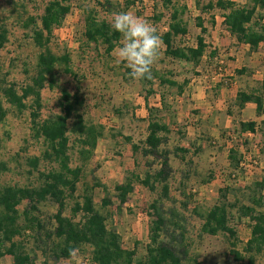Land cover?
<instances>
[{"label":"rangeland","instance_id":"1","mask_svg":"<svg viewBox=\"0 0 264 264\" xmlns=\"http://www.w3.org/2000/svg\"><path fill=\"white\" fill-rule=\"evenodd\" d=\"M126 1L70 0V13L62 26L53 30L49 43L54 54H69V65L74 76L63 72L62 66H56L53 87L46 86L41 90L40 118L59 112L60 90L65 88L81 98L78 109L85 121L104 128L93 154L82 164L83 172L75 197L88 184L92 187L93 201L98 208L104 197L110 198L111 205L102 208L105 213L112 212L107 223L121 236L124 248H135V260L148 255L150 204L156 200L166 216H169L168 210L171 208L177 211L178 217L174 220H180L188 248L186 264H193L194 257L201 264H247L246 259L236 261L229 253L223 233L210 235L203 232V219L193 210L199 207V211L205 212L225 186L231 187L232 191L228 194L230 199L235 193L241 198L240 192L248 185L254 181H264V134L260 129L256 136L239 133L241 117L234 103L238 90L249 92L260 85L264 72V41L258 53L253 54L255 62L252 63L242 42H238L222 25V10L217 6L211 10L201 8L209 1L214 3L216 0H173L177 6H186L181 15L186 34L174 38V45H195L196 36L200 33L196 26L197 16L203 18L208 30L205 34L208 47L198 64L166 56L161 44L159 57L151 71L182 84L183 91L178 93L175 86L160 84L157 76H152L151 83L145 79H132L128 75L130 70L116 60L115 49L121 39L109 56L104 53L102 45L84 41L86 9H92L97 19L110 23L113 14L129 12L148 20L159 35L167 30L171 10L163 7L162 0H129L131 3L125 7ZM233 1L249 5V0ZM46 2L13 0L16 9L12 10L13 4L0 0V23L3 22L8 30V40L0 49V77L17 86L30 82L42 51L33 43V26L24 28L22 22L27 17H34L37 25H40ZM157 13H163V16L154 20ZM211 14L215 18L213 25L210 23ZM237 56L239 60H236ZM241 68L246 71L237 74L236 70ZM26 102L30 104L29 100ZM2 103L7 114L0 124V160L7 163L8 170L0 172V185H36V173L27 172L26 158L40 155L43 145L30 135V109L18 112L4 99ZM149 106L161 108L160 115L170 129L168 140L162 145L169 151L170 164L166 198L161 195L160 183L155 184L153 191L142 184L145 171H156L160 166L151 155L142 152ZM132 143L139 147L136 152L131 148ZM181 147L188 149V152H180L178 149ZM77 149L76 145L69 151L72 167L80 165ZM231 149L240 161L237 169L228 158ZM47 167V163L41 160L39 169ZM130 173L139 176V181L134 180L126 201L120 205L114 186L124 182ZM73 202L74 198L67 199L66 215H70ZM26 206L27 201H22L17 208L22 211ZM55 211L56 206L46 203L40 208V217L46 218ZM231 223L235 224L239 241L245 242L250 234L248 222L234 218ZM169 230H174V227L170 226ZM181 231L175 228L176 235L179 236ZM25 244L35 263H43L44 255L34 248L31 237H25ZM241 247L242 244H238L237 249L241 251ZM90 257L91 248L84 245L74 251L70 258H62L51 264H92ZM1 262L11 263L13 256L7 254L1 258ZM263 263L264 258L258 255L255 264Z\"/></svg>","mask_w":264,"mask_h":264},{"label":"trees","instance_id":"2","mask_svg":"<svg viewBox=\"0 0 264 264\" xmlns=\"http://www.w3.org/2000/svg\"><path fill=\"white\" fill-rule=\"evenodd\" d=\"M8 1L10 5H14L12 10H15L16 5L13 0ZM130 3L127 0L125 7ZM197 4L199 5V2ZM162 5L171 10L168 28L160 34L164 54L173 59L198 64L208 47L205 39L208 30L204 26L203 18L196 17V26L200 29V33L196 36L195 45L176 46L173 44L174 38L186 34V27L181 19L186 6H177L173 0H162ZM213 6L222 10V25L226 30L235 36L238 42L247 44L250 51H256L259 44L264 41V0H249V5H241L233 0H216L214 3L209 1L201 8L211 10ZM70 10V0H47L43 14L40 16V25H37L34 17H27L22 22V27L33 26V43L42 49L37 58L36 71L30 77L29 83L20 86L0 77V124L3 123L7 114L2 99L18 112L29 108L30 135L34 140L41 141L43 145L40 155L26 158V164L29 167L27 172L36 173V185H0V264H4L1 258L7 254L13 256V262L5 264H36L34 256H31L25 244V237L28 236L32 238L34 248L44 255L45 259L41 264H51L62 258H70L74 251L84 245L91 248L90 262L92 264H186L188 248L184 242L180 220H174L178 217L174 208L169 209V216H166V212L161 209L156 200L150 204L152 211L148 255L135 260V248H124L121 236L107 223L112 212L105 213L102 208L111 205L110 198L104 197L101 207L98 208L93 201L92 187L88 184H85L81 194L75 197L77 183L83 172L82 164L93 154L104 128L102 125L85 121L78 109L81 98L77 93L72 94L65 88L60 90L59 112L44 119L40 118L41 90L46 86L53 87L56 66H62L63 72L74 76L69 65V54L56 55L49 48L53 30L62 26ZM162 16L163 13H157L154 15V20H159ZM210 19L213 25L215 22L213 14ZM110 25L111 23L105 19H97L92 9H86L84 41L102 45L104 53L108 56L121 39L120 34L114 32ZM7 40L8 30L2 22L0 23V49ZM244 71L246 69L241 68L237 69L236 73L242 74ZM152 76H157L160 84L175 86L178 93L183 91L182 84L155 71H151L150 78L145 80L151 83ZM160 97L163 104L164 98L162 95ZM27 100L30 104H27ZM234 103L238 108L246 103H253L256 114H264V77L257 89L249 92L238 90ZM147 112V134L142 152L144 155H151L160 166L156 171L147 169L142 184L153 191L155 184L160 183L161 195L166 198L168 197L167 180L170 164L169 151L162 145L168 140L167 135L170 129L163 122L160 107L149 106ZM259 129L264 134V117L260 121ZM238 131L239 133L254 132L256 122L239 121ZM76 145L80 165L72 167L69 151ZM131 148L133 152L139 149L135 143L131 144ZM178 150L182 153L188 152V149L183 147ZM228 158L231 160V165L237 169L240 161L233 149L229 151ZM41 160L48 166L44 170L39 169ZM7 170V163L0 160V172ZM211 177H208V180ZM134 180L139 181V176L130 173L124 182L114 186L120 205L126 201ZM263 185V180L254 181L240 192L241 198L235 193L232 199L228 195L232 191L231 187L225 186L220 189L218 199L205 212L199 211V207L193 210L203 219L201 225L203 232L210 235L218 233L225 235L229 253L236 261L246 259L247 264H255L258 255L264 258ZM70 197L74 198V202L70 207V215H66L64 213L66 201ZM22 201H27V206L19 211L17 207ZM46 203L56 206V211L42 218L40 208ZM77 217L79 218L76 219ZM234 218L237 221L248 222L250 234L245 242L239 241L235 224L231 223ZM170 226H173L174 230L170 231ZM175 228L182 229L179 236L175 234ZM238 244H242L241 251L237 249ZM192 261L193 264H201L196 257Z\"/></svg>","mask_w":264,"mask_h":264},{"label":"clouds","instance_id":"3","mask_svg":"<svg viewBox=\"0 0 264 264\" xmlns=\"http://www.w3.org/2000/svg\"><path fill=\"white\" fill-rule=\"evenodd\" d=\"M110 27L121 36V43L115 49L117 62L130 70L128 75L132 79L150 78L162 44L157 29L148 20L129 12L113 14Z\"/></svg>","mask_w":264,"mask_h":264},{"label":"crops","instance_id":"4","mask_svg":"<svg viewBox=\"0 0 264 264\" xmlns=\"http://www.w3.org/2000/svg\"><path fill=\"white\" fill-rule=\"evenodd\" d=\"M228 32V31H227ZM229 33V32H228ZM242 44V46L244 45V48L249 52L248 53V57L249 58H252L253 57V54H255V53H258V49H260V47H261V45H262V42L259 44V46H258V48H257V50L256 51H250L249 50V46L247 45V44H243V43H241ZM238 47V46H237ZM232 49H230V51H231ZM233 51V50H232ZM240 59V57L239 56H237L236 57V60H239ZM241 62V61H240ZM251 62L252 63H254L255 62V57L254 58H252V60H251ZM262 69V68H261ZM256 71H258V70H256ZM261 76L262 77H260V82H261V80L263 79V77H264V72L261 74ZM234 99H235V97H234ZM238 110H239V113H240V121H249V120H252V121H255L256 122V131H254V132H249V131H246V132H242L241 133V135H243V136H256V135H258V129H259V123H260V121H261V119L263 118V114H261V115H257L256 114V112H255V104H253V103H246L243 107H241V108H238ZM261 118V119H258V118ZM259 120V121H258Z\"/></svg>","mask_w":264,"mask_h":264}]
</instances>
